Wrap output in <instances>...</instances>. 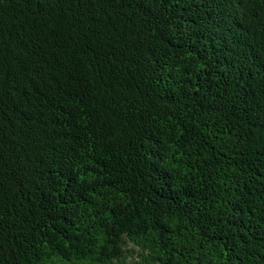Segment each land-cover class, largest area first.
Returning a JSON list of instances; mask_svg holds the SVG:
<instances>
[{
    "label": "trees",
    "instance_id": "obj_1",
    "mask_svg": "<svg viewBox=\"0 0 264 264\" xmlns=\"http://www.w3.org/2000/svg\"><path fill=\"white\" fill-rule=\"evenodd\" d=\"M0 264H264V0H0Z\"/></svg>",
    "mask_w": 264,
    "mask_h": 264
}]
</instances>
